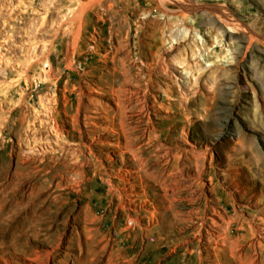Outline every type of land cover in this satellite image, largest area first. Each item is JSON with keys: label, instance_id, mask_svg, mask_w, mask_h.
Instances as JSON below:
<instances>
[{"label": "rangeland", "instance_id": "obj_1", "mask_svg": "<svg viewBox=\"0 0 264 264\" xmlns=\"http://www.w3.org/2000/svg\"><path fill=\"white\" fill-rule=\"evenodd\" d=\"M181 1L184 2L169 14L174 19L172 27L166 26L161 38L150 35L145 45L164 49L173 61L174 85L177 81L188 84L190 76L195 79L189 71L178 69L179 61H190L193 69L198 65L196 74L203 73L206 103L194 109L204 112L202 108L212 104L210 115L215 123L202 125L201 114L195 112L176 124L166 119L168 112L163 108L156 113L158 131L154 132V139L143 124L136 128L138 139L131 146L141 152L144 162H135L130 152L124 157L117 155L116 146L106 148L111 155L108 171L136 170L133 183L128 185L129 193H123L126 209L121 210L113 197V219L110 217L109 221H88V198L79 193L72 200L78 196L83 200L63 215L67 207H62V201L52 200L72 192L69 186L61 185L67 170L38 167L32 162L25 170L33 179L38 178V187L46 185L42 180L47 176L52 182L40 189L36 186V194L27 189L18 198L21 202H41L30 205L28 222L22 221L19 226L32 224L38 229L28 227L27 233L18 238L19 228L8 232L10 228L0 223V264H248L249 241L264 242V212H260L264 207V0ZM184 8L189 11H176ZM153 11L149 15L152 18L157 15L155 8ZM143 12L144 8L138 10L142 18L146 15ZM198 45L203 50L201 55L186 59L192 56L191 48ZM86 58L81 60L88 62ZM98 58L96 55L89 61ZM86 67L88 64L83 66L76 59L72 69H62L66 77H77L78 71ZM21 68L17 63L0 65V99H11L6 109L17 101L21 91H34L36 98L40 93V82L27 88L22 81L19 88H9ZM212 91L218 92L214 99ZM160 94L165 95L163 91ZM85 95L113 106L95 88ZM158 100L168 102L162 97ZM23 108L29 112L31 106L26 104ZM136 113L131 114L136 117ZM21 115L16 109L15 122ZM17 122L3 137L12 145L7 152L11 166L16 164L21 149L27 155L18 145L25 131L20 120ZM81 122L83 125L84 115ZM70 129L74 131L73 127ZM107 157L106 154L104 158ZM25 161L26 158L21 159L22 163ZM6 184L0 183V191ZM91 190L89 185L84 191ZM128 211L132 217L138 214L140 221L130 222ZM253 229L257 233L252 234ZM257 258L255 264H260L264 252Z\"/></svg>", "mask_w": 264, "mask_h": 264}, {"label": "bare ground", "instance_id": "obj_2", "mask_svg": "<svg viewBox=\"0 0 264 264\" xmlns=\"http://www.w3.org/2000/svg\"><path fill=\"white\" fill-rule=\"evenodd\" d=\"M182 2L0 0V65L4 62L22 66L9 88H19L22 81L27 88L41 83L37 98L34 91H21L9 109L5 107L11 99L7 96L0 99V183H7L0 191V223L10 228L8 232L19 228L20 238L27 233L28 227L38 229L32 224L19 226L22 221L28 222L32 211L30 205L41 204L40 201H18L27 189L33 190L31 194L38 191V178L34 176L33 179L25 170L32 162H36L38 167L67 170L63 173L64 182L61 185L69 186L72 192L60 194L52 200L62 201V207H67L63 215L72 211L83 200L82 196L88 198L86 216L90 222L109 221L113 197L121 210L126 209L123 193H129L128 185L133 183L136 170L110 168L108 171L111 155L105 149L116 146L119 150L117 155L124 157L130 152L135 162L142 163L141 152L131 146L138 139L136 128L139 125L143 124L144 129L147 127L150 138L154 139V132L158 131L156 113L162 111L160 109L166 108V119L177 124L189 118L190 114L199 112L194 107L200 109L206 103L203 73L196 74L198 65L193 69L190 61H179L178 69L189 71L195 79L190 76L188 84L177 81L174 85L171 83L173 61L164 54V49L145 45V39H149L150 35L161 38L165 27H172L174 19L170 15ZM140 8H144L143 13H146L143 18L138 14ZM154 8L157 15L152 18L149 15L154 13ZM176 11L185 13L189 9ZM231 26L237 28L233 24ZM191 50L192 56L186 59L192 60L193 56L201 55L203 51L199 45ZM84 54H89V57ZM96 55L99 58L92 61L94 66L91 67L89 59ZM154 56L155 60L152 59ZM82 58L88 59V62ZM76 59L83 66L88 64V67L78 71L77 77H66L62 66L72 69ZM30 72L34 74L29 77ZM94 88L113 106L85 95L87 90ZM210 95L214 99L218 92L212 91ZM159 97L167 100V104L159 102ZM26 104L31 106L29 112L23 108ZM16 109L22 115L15 122L13 116ZM202 110L204 112H199L202 125L214 124L215 119L210 115L212 104ZM133 111L137 112L136 117L131 114ZM18 120L25 131L18 139V145L27 155L21 149L15 159L16 164L11 166L7 152L12 145L4 142L3 137L14 128V123L18 124ZM134 122H138L137 125H132ZM104 138L115 141L107 142ZM106 154L107 159L104 158ZM23 157L27 159L25 163L21 162ZM138 176L142 177L140 173ZM42 181L46 185L52 182L49 176ZM89 185L92 190L85 193ZM77 193L82 196L73 201L72 196ZM260 212H264V207ZM140 219L138 214L132 217L128 211L130 222L137 223ZM147 224L150 226V222ZM257 231L253 229L252 234ZM223 239L226 241V238ZM247 248L248 264H255L257 255L264 252V242L251 239ZM260 262L264 264V260Z\"/></svg>", "mask_w": 264, "mask_h": 264}]
</instances>
